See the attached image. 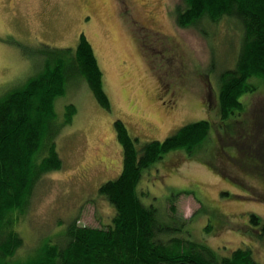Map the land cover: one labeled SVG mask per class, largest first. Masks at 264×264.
<instances>
[{
    "label": "rangeland",
    "instance_id": "374dc122",
    "mask_svg": "<svg viewBox=\"0 0 264 264\" xmlns=\"http://www.w3.org/2000/svg\"><path fill=\"white\" fill-rule=\"evenodd\" d=\"M179 2L0 0V95L8 84L34 74L41 44L75 47L85 34L104 72L111 101V110L101 107L82 81L59 98L56 111L61 118L70 103L78 113L58 140L65 167L45 176L29 213L20 220L23 254L48 240L63 242L73 220L91 227L111 221L113 210L98 192L123 167L116 120L145 143L164 140L180 126L211 119L217 132L212 127L211 138L201 148L192 155L175 153L145 173L140 185L143 201L168 212L171 199L178 216L193 224L192 239L222 255H231L246 242L264 264V234L259 240L252 238L262 232L250 225L253 215L264 223V181L223 155L225 122L216 115L219 77L235 68L243 31L231 19L182 29L174 15ZM51 19L55 23L47 27ZM263 88L258 86L256 93L242 100L247 116L263 110ZM255 122L249 126L256 128ZM223 148L241 160L234 145L227 142ZM207 227L213 230L210 234Z\"/></svg>",
    "mask_w": 264,
    "mask_h": 264
},
{
    "label": "trees",
    "instance_id": "16d2710c",
    "mask_svg": "<svg viewBox=\"0 0 264 264\" xmlns=\"http://www.w3.org/2000/svg\"><path fill=\"white\" fill-rule=\"evenodd\" d=\"M174 15L182 29L199 27L205 21L218 24L224 19L241 27L236 66L219 77L216 115L225 122L224 145H234L242 158L228 155L224 145L221 152L264 181V108L260 115L247 116L242 102L264 85V0H180ZM89 18L84 19L89 22ZM54 21H47L46 26L53 27ZM55 46L60 47L41 44L34 74L8 84L0 95V264H261L246 242L231 255H222L202 240L192 239L193 224L178 216L171 199L168 212L143 201L140 185L145 173L175 153L192 155L201 148L211 138V128L217 132L218 126L211 119L180 126L164 140L145 143L133 137L122 120H116L123 167L121 174L102 184L98 192L113 210L111 221L104 227H91L78 226L73 220L63 234L64 244L48 240L22 253L25 238L19 230L20 220L29 213L45 176L65 167L58 140L78 113L76 105L70 103L61 118L56 111L59 98L82 81L100 106L111 110L104 72L87 36L81 34L75 47ZM235 116L239 121H232ZM251 120L256 121V128L249 126ZM261 221L259 216H251L250 225L259 226L262 233L250 237H262ZM212 231L206 228L207 234Z\"/></svg>",
    "mask_w": 264,
    "mask_h": 264
},
{
    "label": "water",
    "instance_id": "95a60500",
    "mask_svg": "<svg viewBox=\"0 0 264 264\" xmlns=\"http://www.w3.org/2000/svg\"><path fill=\"white\" fill-rule=\"evenodd\" d=\"M179 264H190V263H179Z\"/></svg>",
    "mask_w": 264,
    "mask_h": 264
}]
</instances>
